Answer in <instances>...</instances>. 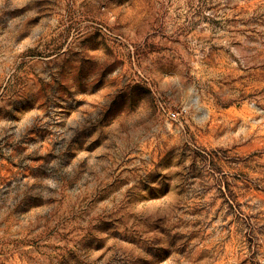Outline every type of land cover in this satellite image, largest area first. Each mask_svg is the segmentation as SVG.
I'll return each mask as SVG.
<instances>
[{
    "label": "rangeland",
    "instance_id": "1",
    "mask_svg": "<svg viewBox=\"0 0 264 264\" xmlns=\"http://www.w3.org/2000/svg\"><path fill=\"white\" fill-rule=\"evenodd\" d=\"M0 264H264V0H0Z\"/></svg>",
    "mask_w": 264,
    "mask_h": 264
},
{
    "label": "built area",
    "instance_id": "2",
    "mask_svg": "<svg viewBox=\"0 0 264 264\" xmlns=\"http://www.w3.org/2000/svg\"><path fill=\"white\" fill-rule=\"evenodd\" d=\"M171 116H172L174 119H176V118L178 117V113H177V112H172V113H171Z\"/></svg>",
    "mask_w": 264,
    "mask_h": 264
}]
</instances>
